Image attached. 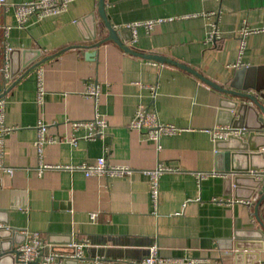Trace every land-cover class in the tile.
<instances>
[{"label":"crops","instance_id":"1","mask_svg":"<svg viewBox=\"0 0 264 264\" xmlns=\"http://www.w3.org/2000/svg\"><path fill=\"white\" fill-rule=\"evenodd\" d=\"M28 1L6 0L0 6V45L3 41L13 51L8 68L16 72L9 79L0 72L3 125L10 128L0 133L1 162L12 170L0 169V228L18 233V242L37 231L47 244L44 253L71 241L86 242L83 258L66 264H144L152 244L161 263L262 262L264 231L253 207L264 182L255 190L251 181L233 185V176L220 171L219 154L226 144L207 130L239 120L234 112L241 102L246 108L240 126L264 116L250 101L220 93L175 63L221 88L254 95L264 84V32L244 36L238 54V31L264 28V0H103L121 44L174 61L170 64L129 54L112 40L93 47L108 34L97 0H74L60 14L32 16L19 27L13 4ZM157 19L163 21L150 29L135 26L134 35L126 28ZM211 32L215 37L209 39ZM3 62L0 47V66ZM37 69L43 88L39 102ZM90 83L98 89L95 99L84 96ZM229 100L236 102L234 111ZM139 105H153L161 122L182 131L162 136L156 151L144 131L128 127ZM94 115L106 121L101 135L91 137L86 127H72ZM41 127L37 153L34 142ZM232 129L237 137L249 132ZM103 156L132 173L107 178L53 168L37 171L40 165H78ZM159 163L172 171L159 176L154 208L143 171ZM261 163L256 159L252 165ZM256 215L264 223V198Z\"/></svg>","mask_w":264,"mask_h":264},{"label":"built area","instance_id":"2","mask_svg":"<svg viewBox=\"0 0 264 264\" xmlns=\"http://www.w3.org/2000/svg\"><path fill=\"white\" fill-rule=\"evenodd\" d=\"M74 0H30L28 2H22L19 4H13V12L16 18L17 25L19 27H23L30 20V17H36L37 19L56 15L64 12L67 5ZM6 0H0V6H5ZM170 19V18H169ZM163 20H151L146 22H134V24L126 25V28L132 30L134 35V27L138 25L144 26L146 29H150L154 23H160ZM256 32H264V28H256V29H247L246 27L241 28L238 31V41H239V51L238 54L241 53L243 49V37L248 34H254ZM215 32H211L209 34V39L214 38ZM0 47L4 51V62L3 65L0 66V72L2 73L5 79L10 78V71L8 68L7 57L10 53V49L3 44V41ZM237 67V66H236ZM36 101L39 102L43 93V88L41 85V70L37 69L36 73ZM154 87L151 88V95L153 97ZM98 89L96 84L90 83L87 89L84 92V96L87 98L95 99L97 96ZM4 100L2 95L0 94V125L3 126L0 130L1 132H6L10 128L3 125V115H4ZM73 128L77 127H86L89 131L91 137L95 135H101L104 128L106 127V121L104 118H100L97 115L93 116V119L85 121V122H73ZM128 127L132 130H142L147 135L148 140L152 141L155 145V150L158 151L160 149L159 140L162 136H169L175 134L176 132L182 131L181 128L175 126L174 124H166L160 121L159 117L156 114V111L153 105L144 107L139 105L136 107L132 118L128 123ZM42 127L39 129L37 134V139L34 142V146L36 148L37 153L41 151V132ZM213 140L224 139L228 135H236L238 134L237 130L232 129L229 126L224 127H214L210 130ZM71 142L75 143V138L71 139ZM1 144V143H0ZM1 146H0V169L6 170L8 173H12L11 168L4 167L1 162ZM58 169L65 171H79L83 174L84 177L88 176H101V177H121L124 175H129L132 173V169L124 165H114L107 161V159L103 157L97 158L92 163H81L78 165H69V166H60V165H40L37 169L40 174L43 169ZM172 169L162 164H156L154 169L144 170L143 173L147 176L148 186H149V195L150 201L153 204V207L157 206V198L159 192L158 179L159 176L165 172H171ZM207 174H198V178H201ZM262 176L264 177V171L262 172ZM89 217L92 219L95 217V213H90ZM87 246L86 242L83 241H71L65 248H73L71 253H58L55 251H48L46 253L43 252L44 248L47 247L45 241L41 239L39 233L31 232L28 236V240L25 242L19 243V245L15 246L16 251V259L23 264L35 262L36 264H62L65 259H82V254L84 248ZM164 262L157 255V246L156 244H152L147 248L146 256L143 259L144 264H158ZM259 264H264V259Z\"/></svg>","mask_w":264,"mask_h":264},{"label":"water","instance_id":"3","mask_svg":"<svg viewBox=\"0 0 264 264\" xmlns=\"http://www.w3.org/2000/svg\"><path fill=\"white\" fill-rule=\"evenodd\" d=\"M97 14L99 15L102 24L106 31L108 32L107 36L103 39H101L99 42L95 43L93 47H97L101 42L112 40L116 44H118L124 51L128 52L129 54L139 56L141 58L155 61L158 63H168L171 62L174 63V61H169L165 58H162L156 54H145L137 50H133L132 48H128L120 43L118 38V33L114 31L109 24L106 15L103 11V0H97ZM92 46H86L87 49L91 48ZM13 51H10L9 55L12 54ZM37 56V55H36ZM34 56L24 64H21V68H24L28 66L32 60L36 58ZM86 56L89 58H93L95 56L94 52H86ZM38 62H35L31 64L24 73H27L31 71L32 67L36 66ZM177 64L180 68L184 69L185 71L190 72L193 74L196 78H198L200 81H203L204 83L212 86L214 89L219 91L220 93L229 94L230 96L250 101L253 105L259 108L261 114L264 116V104L260 103L261 101H264V84L261 87V89H258L255 91L254 95H250L248 93L242 92V91H235L231 90L229 88H221L220 86L216 85L212 81L202 77L199 73H197L195 70L189 68L188 66H184L182 64ZM16 72H12V69H10V77L13 78ZM264 79V75H263ZM229 105L231 106L229 109L231 111L235 110L236 102L229 100ZM246 108L245 103H240V105L236 108L234 114L239 120H232V124L230 127L232 128H245V130H248L249 132L245 137H237L234 135H228L223 140V145L226 144V148H224V152L219 154V160L221 164L220 171L225 175L229 174L232 177V184L236 185L237 182L242 181H251L254 186V190L257 189L260 185L264 182V177L262 176V172L264 171V117L258 116L257 118H250L247 122L250 123L248 127L245 125L240 126L239 122L243 118V113ZM232 117V114L229 113ZM238 121V122H236ZM235 122L237 124H235ZM246 122V123H247ZM236 125V126H235ZM221 144V143H220ZM256 159H261L262 163L259 165V167L253 166V161ZM228 180V178H226ZM258 199L257 202L254 204L253 207V216L256 219L260 229L264 231V223L259 220V218L256 215L257 207L264 198V190H260L258 192ZM18 233L14 232L11 229H5L0 228V264H23L22 262H18L16 259V251L15 246L19 245L21 241H16L15 237ZM70 244V242L68 243ZM67 244V245H68ZM51 251H55L58 253H71L73 251V248H53ZM78 262L77 259H65L63 261V264H66L67 262ZM27 264H36L35 262L27 263ZM92 264V262L88 263ZM101 264H105L104 262H101ZM158 264H189V263H158ZM198 264V263H193Z\"/></svg>","mask_w":264,"mask_h":264}]
</instances>
